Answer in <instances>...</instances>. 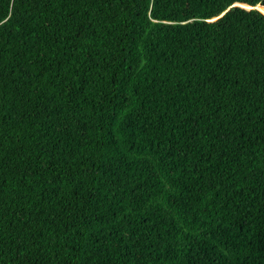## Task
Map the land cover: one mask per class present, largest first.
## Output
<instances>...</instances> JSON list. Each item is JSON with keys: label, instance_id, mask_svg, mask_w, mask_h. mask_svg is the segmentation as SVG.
I'll return each instance as SVG.
<instances>
[{"label": "trees", "instance_id": "16d2710c", "mask_svg": "<svg viewBox=\"0 0 264 264\" xmlns=\"http://www.w3.org/2000/svg\"><path fill=\"white\" fill-rule=\"evenodd\" d=\"M228 8L0 0V264H264V18Z\"/></svg>", "mask_w": 264, "mask_h": 264}, {"label": "snow or ice", "instance_id": "6c2138e0", "mask_svg": "<svg viewBox=\"0 0 264 264\" xmlns=\"http://www.w3.org/2000/svg\"><path fill=\"white\" fill-rule=\"evenodd\" d=\"M231 8L226 9L220 13V16L215 17V19H221L226 16L232 9L243 10L248 14L259 13L262 18H264V0H230Z\"/></svg>", "mask_w": 264, "mask_h": 264}]
</instances>
